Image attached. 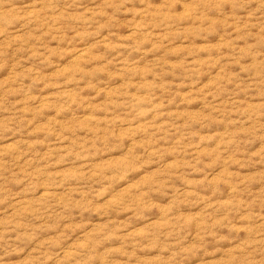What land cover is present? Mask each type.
I'll use <instances>...</instances> for the list:
<instances>
[{
    "label": "rangeland",
    "instance_id": "rangeland-1",
    "mask_svg": "<svg viewBox=\"0 0 264 264\" xmlns=\"http://www.w3.org/2000/svg\"><path fill=\"white\" fill-rule=\"evenodd\" d=\"M0 264H264V0H0Z\"/></svg>",
    "mask_w": 264,
    "mask_h": 264
}]
</instances>
